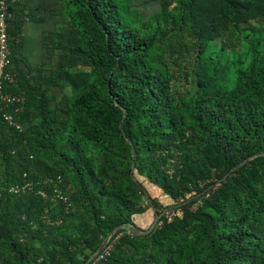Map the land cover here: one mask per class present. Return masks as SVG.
Listing matches in <instances>:
<instances>
[{
    "label": "trees",
    "instance_id": "trees-1",
    "mask_svg": "<svg viewBox=\"0 0 264 264\" xmlns=\"http://www.w3.org/2000/svg\"><path fill=\"white\" fill-rule=\"evenodd\" d=\"M23 1L6 91L27 101L23 131L0 117V180L27 175L34 189L0 190V264H93L117 229L98 264H264V0H53L42 19H62L34 68ZM56 56L51 84L81 89L59 113L32 83ZM54 184L69 205L38 194ZM175 206L128 232L136 215Z\"/></svg>",
    "mask_w": 264,
    "mask_h": 264
},
{
    "label": "built area",
    "instance_id": "built-area-1",
    "mask_svg": "<svg viewBox=\"0 0 264 264\" xmlns=\"http://www.w3.org/2000/svg\"><path fill=\"white\" fill-rule=\"evenodd\" d=\"M20 2L21 0H0V117L10 128H13L18 132L23 131V125L17 121L15 115L21 113L23 108V99L18 95L6 91V87L13 86L17 82V74L10 69L11 49L9 42L11 38L9 34V23L14 18L11 7L19 4ZM172 172V170L169 171L170 174H172ZM27 178L28 176L24 175L22 183L11 184L7 187L1 186L0 180V190L7 191L12 195H19L21 193H25L28 190H33L34 185L31 181H28ZM52 182V180L45 181V183ZM218 185L219 184H216L215 187H217ZM52 190V196H48L47 192L41 187L38 189V194L45 199H48L49 197V200L52 203L56 204L62 202L69 205L68 197L61 191L57 184L53 185ZM209 190L210 189H207L206 192H208ZM208 196L209 195H207V197ZM198 205L199 203H195L192 206L191 210H196L198 208ZM178 212H180V209H178L177 206L163 211L161 215L158 216L159 221L156 227L162 225L160 221L162 216L173 218L177 215ZM127 230L130 234H135L128 228ZM114 235L109 238L103 250L97 253L92 258L91 261L93 262V264H98L99 262L104 260L107 255L110 254V251L112 249V244H110V241Z\"/></svg>",
    "mask_w": 264,
    "mask_h": 264
},
{
    "label": "rangeland",
    "instance_id": "rangeland-1",
    "mask_svg": "<svg viewBox=\"0 0 264 264\" xmlns=\"http://www.w3.org/2000/svg\"><path fill=\"white\" fill-rule=\"evenodd\" d=\"M62 19V18H61ZM60 19V20H61ZM28 41L29 42V46L28 49L25 50V55L29 58V60L31 62H35L36 60H38L37 56H39V53L37 52V46H35V44H33V41L31 39V34L28 35ZM58 56L54 57L47 65L46 68V72L43 74H34L33 76H35V81L32 80V83H40L41 85H43V90L45 93V96L48 97L49 100V107H50V111L55 109L56 111H58V113L63 109V107L65 106V104H67V106L73 105L76 96L81 92L80 87L77 86V82L76 80H66V82H64V84L60 87V86H55L54 84H51V79L54 76V72H56L57 67L59 66L58 64L60 63L58 60ZM67 69H69L67 67ZM70 72L72 73H83L86 71H89V68L80 65L78 67H72L69 69ZM23 99V103L25 105V102L27 101V94L25 95V93H22V95L20 96ZM65 103V104H64ZM24 106L22 108L23 112ZM150 187V186H148ZM155 193H153V197L152 198V203L154 202V204H160V200H158V198L156 196H154ZM150 199H148V197H143L141 200L140 205H142V207H148L151 204ZM150 209V208H149ZM151 210V209H150ZM153 210V209H152ZM155 211V210H154ZM151 213V211H149ZM141 217H143L144 219H148V217L145 214L140 215ZM154 216V215H153ZM152 216V214L149 216V224H146V226H141L138 227L140 229L139 233H142L143 231L147 230V229H152L151 227H153L154 223L152 222V218H154ZM136 217H139V215H136ZM155 217L158 218L157 214L155 213ZM137 227V226H136ZM135 226L131 227L133 229L136 228ZM137 229V228H136ZM92 258V257H91Z\"/></svg>",
    "mask_w": 264,
    "mask_h": 264
},
{
    "label": "crops",
    "instance_id": "crops-1",
    "mask_svg": "<svg viewBox=\"0 0 264 264\" xmlns=\"http://www.w3.org/2000/svg\"><path fill=\"white\" fill-rule=\"evenodd\" d=\"M52 2H54L53 0H24L22 2V4L20 5V8L24 11V15H29L31 14V16L33 18L30 17H26V21L23 24V26L21 27V31H20V36L24 39L23 41V48L21 50V55L26 59L27 63L29 64V66L31 68L37 67L39 66L43 61H44V49H43V41H44V36L46 32H50L52 30H54L58 24H60V20L58 21L57 18H55L57 23H53L51 17L52 15H48L45 19L43 20L42 18H44V16H46V10L47 9H51V10H55V12H57L56 7L52 4ZM38 19V20H37ZM44 21V22H42ZM31 34V39L33 41V44H35V46H37V52L39 53V56H37L38 60H36L35 62H31L29 60V58L25 55V50L28 49L29 46V42L28 41V35ZM23 65V64H22ZM158 200H160V202H164L167 203L168 200H166L164 198V196H159ZM151 211V213L149 212ZM147 211L145 213V215L148 217V219H144L143 217H141L139 215V217L135 218V223L138 227L141 226H146V224H149V216L152 214V216L154 218H152V222L155 223L156 221V217H155V213L154 210H150Z\"/></svg>",
    "mask_w": 264,
    "mask_h": 264
},
{
    "label": "water",
    "instance_id": "water-1",
    "mask_svg": "<svg viewBox=\"0 0 264 264\" xmlns=\"http://www.w3.org/2000/svg\"><path fill=\"white\" fill-rule=\"evenodd\" d=\"M158 221H159V217L156 219V221H155V223H154L152 229L156 228V225H157ZM127 228H128L129 230H131L132 232L136 233V234L139 233V230H138V229H133V228H131V227H127ZM152 229H151V230H152ZM118 230H119V229L115 230L114 232H112V233L106 238V240H105V241L103 242V244L101 245V247H100L98 253L101 252V251L103 250V248H104V246L106 245V243H107V241L109 240V238H110L112 235H114ZM151 230H148V231H146V232H147V233H150Z\"/></svg>",
    "mask_w": 264,
    "mask_h": 264
}]
</instances>
